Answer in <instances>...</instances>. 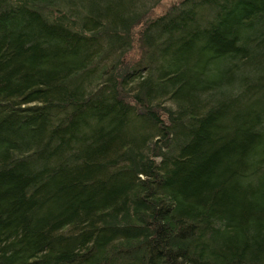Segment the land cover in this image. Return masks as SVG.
Masks as SVG:
<instances>
[{"label":"trees","instance_id":"16d2710c","mask_svg":"<svg viewBox=\"0 0 264 264\" xmlns=\"http://www.w3.org/2000/svg\"><path fill=\"white\" fill-rule=\"evenodd\" d=\"M160 1L0 0V264H264V0Z\"/></svg>","mask_w":264,"mask_h":264},{"label":"rangeland","instance_id":"374dc122","mask_svg":"<svg viewBox=\"0 0 264 264\" xmlns=\"http://www.w3.org/2000/svg\"><path fill=\"white\" fill-rule=\"evenodd\" d=\"M173 1L175 0H161L160 3L154 7V9L151 12V15H156L163 12L168 7V5ZM135 56H136L135 50L133 51V49H131L128 55L123 60L122 66H119L117 69V73L119 76H123L129 70V64L133 59H135Z\"/></svg>","mask_w":264,"mask_h":264}]
</instances>
